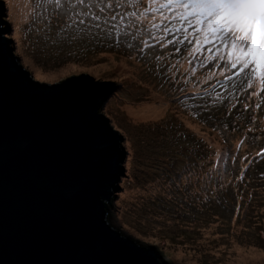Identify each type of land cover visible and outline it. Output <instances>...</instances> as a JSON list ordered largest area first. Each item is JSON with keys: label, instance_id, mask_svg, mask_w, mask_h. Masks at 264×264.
I'll list each match as a JSON object with an SVG mask.
<instances>
[{"label": "rangeland", "instance_id": "obj_1", "mask_svg": "<svg viewBox=\"0 0 264 264\" xmlns=\"http://www.w3.org/2000/svg\"><path fill=\"white\" fill-rule=\"evenodd\" d=\"M0 1L5 37L34 80L54 84L91 76L111 82L100 112L120 133L124 155L119 192L106 205L112 228L153 246L166 264H228V259L261 264L264 90L259 81L249 88L250 73L248 79L225 81L232 75L221 74L226 64L208 59L207 48L215 45L190 55L191 30L188 40L183 30L156 31L142 55L138 43L129 50L130 41L119 47L60 43L58 33L45 32L48 12L35 0ZM141 35L147 38L145 32L138 39ZM150 105L161 113L141 119L128 111ZM235 244L257 256L245 252L236 259Z\"/></svg>", "mask_w": 264, "mask_h": 264}, {"label": "water", "instance_id": "obj_2", "mask_svg": "<svg viewBox=\"0 0 264 264\" xmlns=\"http://www.w3.org/2000/svg\"><path fill=\"white\" fill-rule=\"evenodd\" d=\"M0 1V264H166L112 228L122 138L90 76L35 81L3 30Z\"/></svg>", "mask_w": 264, "mask_h": 264}, {"label": "snow or ice", "instance_id": "obj_3", "mask_svg": "<svg viewBox=\"0 0 264 264\" xmlns=\"http://www.w3.org/2000/svg\"><path fill=\"white\" fill-rule=\"evenodd\" d=\"M35 4L48 12L45 32L58 33L60 43L107 42L119 47L130 41L129 50L138 43L136 50L142 55L148 40L157 39L156 31L183 30L188 40L191 30L195 44L190 55L215 45L207 48L208 59L226 64L221 74L232 75L225 76V81L248 79L250 73L248 87L259 81L264 90V0H35ZM145 32L147 38L138 39L137 34Z\"/></svg>", "mask_w": 264, "mask_h": 264}, {"label": "bare ground", "instance_id": "obj_4", "mask_svg": "<svg viewBox=\"0 0 264 264\" xmlns=\"http://www.w3.org/2000/svg\"><path fill=\"white\" fill-rule=\"evenodd\" d=\"M130 109H132V110H129L128 109L130 115H132V116H139L141 119L153 118V117L158 116L159 113H161V111L159 110V108L152 107V105H150L148 107L142 106L140 108L139 107H130ZM233 251H234V254L236 253L235 254L237 256L236 259H243L244 258V253L246 251H244L242 249V247H239V246H237V244H235L233 246ZM254 251L250 250L249 252H246L245 254L256 257L257 254ZM228 260H229L228 261V264H241L240 261H234L233 259H228ZM260 261H261L260 263L263 264V262H264L263 255L261 256V260Z\"/></svg>", "mask_w": 264, "mask_h": 264}, {"label": "trees", "instance_id": "obj_5", "mask_svg": "<svg viewBox=\"0 0 264 264\" xmlns=\"http://www.w3.org/2000/svg\"><path fill=\"white\" fill-rule=\"evenodd\" d=\"M16 56V55H15ZM91 77V76H90ZM92 78V77H91ZM94 79V78H93ZM95 81H97V80H95ZM101 82H107V81H101ZM43 83V82H42ZM108 83H111V82H109L108 81ZM216 87L214 86L212 89H210V92L211 91H214V89H215ZM122 149H123V145H122ZM119 187H120V184H119Z\"/></svg>", "mask_w": 264, "mask_h": 264}, {"label": "clouds", "instance_id": "obj_6", "mask_svg": "<svg viewBox=\"0 0 264 264\" xmlns=\"http://www.w3.org/2000/svg\"><path fill=\"white\" fill-rule=\"evenodd\" d=\"M9 40V39H8ZM73 77H75V76H73ZM36 81V80H35Z\"/></svg>", "mask_w": 264, "mask_h": 264}]
</instances>
